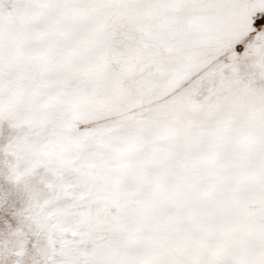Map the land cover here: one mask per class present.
I'll list each match as a JSON object with an SVG mask.
<instances>
[{
  "label": "snow or ice",
  "instance_id": "obj_1",
  "mask_svg": "<svg viewBox=\"0 0 264 264\" xmlns=\"http://www.w3.org/2000/svg\"><path fill=\"white\" fill-rule=\"evenodd\" d=\"M0 264H264V0H0Z\"/></svg>",
  "mask_w": 264,
  "mask_h": 264
}]
</instances>
